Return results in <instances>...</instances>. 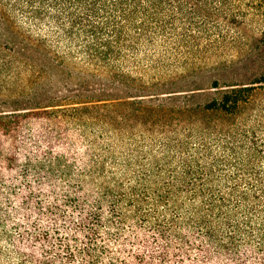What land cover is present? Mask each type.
I'll return each mask as SVG.
<instances>
[{"label":"trees","instance_id":"16d2710c","mask_svg":"<svg viewBox=\"0 0 264 264\" xmlns=\"http://www.w3.org/2000/svg\"><path fill=\"white\" fill-rule=\"evenodd\" d=\"M0 264H264V0H0Z\"/></svg>","mask_w":264,"mask_h":264}]
</instances>
